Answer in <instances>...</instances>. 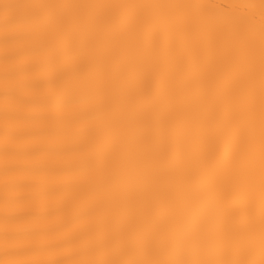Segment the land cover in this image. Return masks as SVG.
<instances>
[{
    "label": "snow or ice",
    "instance_id": "obj_1",
    "mask_svg": "<svg viewBox=\"0 0 264 264\" xmlns=\"http://www.w3.org/2000/svg\"><path fill=\"white\" fill-rule=\"evenodd\" d=\"M0 264H264V0H0Z\"/></svg>",
    "mask_w": 264,
    "mask_h": 264
},
{
    "label": "bare ground",
    "instance_id": "obj_2",
    "mask_svg": "<svg viewBox=\"0 0 264 264\" xmlns=\"http://www.w3.org/2000/svg\"><path fill=\"white\" fill-rule=\"evenodd\" d=\"M216 2H220V3H228V2H230V0H216Z\"/></svg>",
    "mask_w": 264,
    "mask_h": 264
}]
</instances>
